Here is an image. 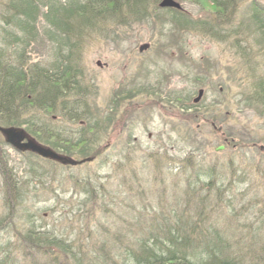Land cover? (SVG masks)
<instances>
[{
  "label": "rangeland",
  "instance_id": "rangeland-1",
  "mask_svg": "<svg viewBox=\"0 0 264 264\" xmlns=\"http://www.w3.org/2000/svg\"><path fill=\"white\" fill-rule=\"evenodd\" d=\"M19 1L15 5L22 7ZM38 1L35 21L38 36L23 55L29 63H41L42 67H52L68 55L77 67V72L72 71L74 85L83 82L91 86V93L84 98L86 103H79V119L67 116L63 107L52 115L47 114L48 118L50 115L58 118L52 127L65 130L62 136L48 138L32 129L27 116L14 126L24 128L35 140L50 145L62 155L77 161L89 160L69 167L51 161L32 166L26 163L29 154L11 148L0 135V155L2 160L5 157L6 167H14L21 180L31 181L25 191L26 204L18 214L21 220L17 221L14 212L11 227L16 229V225L26 219L24 215L32 204V209L40 213L38 223L51 229L49 232H59L69 239L74 236L76 227L86 224L94 229L108 226L112 237L113 230L120 226L121 215L126 213L123 205L129 206L132 202L135 210L145 205L144 220L153 222V216L173 208L176 202L184 203L185 181L181 182V177L183 180L185 177L177 176L176 171L171 174L168 169L180 165L187 152L193 151L197 156H193L196 159L193 162L199 161L198 157L217 161L219 182L228 186L223 198L225 206L235 207L236 225L254 232L257 224L249 225L254 220L250 218L251 209L246 206L247 199L252 200L254 193L258 195V202L264 199V94L257 96L260 91L252 95L257 92L255 83L264 82V14L246 6V0H238L237 11L228 10V5L221 9L223 19L212 11L215 4L223 1L222 5L225 0H173L181 9L166 6L147 11L142 10L141 2L137 5L141 10L128 11L129 16L120 28L62 35V40L55 41L50 39V35H56L51 32L55 30V17L44 15L49 12L51 3ZM149 1L157 6L161 0ZM261 1L264 4V0ZM19 17L22 21V15ZM73 20L79 21L78 18ZM5 28L7 31L0 28V49H5L6 43L11 41V34L24 35L21 31L24 27L14 21ZM46 29H49L48 34L43 32ZM213 29L220 32V39L214 38ZM31 39L29 37V41ZM145 43H149V47L139 52V45ZM14 47L8 46L9 60L5 61L18 67ZM66 97L69 106L71 101L78 100L71 91ZM159 100L164 108L157 111L154 105ZM163 110L170 112L165 115ZM178 111L183 116L173 119L174 112ZM212 120L225 130L227 143L213 131L209 123ZM217 145L224 148L215 151ZM154 152L164 153L161 160L169 157L161 170L153 168L152 159H146ZM230 159L234 160L232 166ZM121 161L125 173L117 170ZM75 168L79 179L68 177L69 169ZM100 168L96 173L107 180L99 182L94 173ZM132 172L136 173L135 177ZM88 173L91 182L86 180ZM2 182L0 176L1 193L5 195ZM91 184L97 192L86 196V187ZM33 188L47 194H40L36 201V197L30 195ZM105 192L113 197L109 198ZM1 198L0 195V220L9 210ZM2 203L8 209L4 210ZM207 211L215 213L213 207H208ZM93 214L100 218L99 227L97 223L95 227L92 225ZM228 215L223 218L217 214L216 217L224 224L232 214ZM262 220L264 217L260 218ZM67 231L70 232L67 234ZM236 233L238 247L245 256L250 252L247 231ZM256 237L258 241L259 236ZM49 240L50 236H45L40 242ZM126 241L132 246L138 238L129 235ZM3 245L4 238L0 237V247ZM35 252L38 251L32 248L33 256ZM15 257L10 264H28L20 258V251ZM63 258L60 256L59 260L65 264Z\"/></svg>",
  "mask_w": 264,
  "mask_h": 264
},
{
  "label": "trees",
  "instance_id": "trees-1",
  "mask_svg": "<svg viewBox=\"0 0 264 264\" xmlns=\"http://www.w3.org/2000/svg\"><path fill=\"white\" fill-rule=\"evenodd\" d=\"M17 1L4 0L3 2L0 0V28L6 30L5 27L12 25L14 21L25 29H21L24 32L23 36L11 34V41L6 43L5 49H0V125H18L22 123L20 118L27 116L26 121L32 125V129L38 130L48 138L55 139V137H58L57 135L62 136L63 133L52 127L55 122L52 120V113L56 112L59 107H63L67 116L79 119L77 117L81 113L79 103H86L84 98L86 99L89 95V88L79 81L74 85L75 80L72 78V71L73 73L77 72V67H75V63H71L72 60H69L68 55L53 63L52 67H42L41 63H29L28 58L23 54L26 52V47L36 41L38 36L35 21L39 11L37 4L39 1L20 0L19 2L23 3L22 7L15 5ZM232 1L239 2L238 0ZM48 2L51 3L49 12L44 15L49 17L51 14L52 18L55 17L53 22L55 30L51 32L56 35H50L52 37L50 39L55 41L56 39L58 41L62 40V35L101 32L112 27L120 28V26H124L123 24L127 20H125V17L129 16L128 11L141 10V7L137 6L141 2H143V11L159 9V2L157 6H153V1L149 0H48ZM216 2L219 1L216 0ZM222 2L220 1L219 5L215 4L213 14L221 15L223 13L221 9L228 5L229 0H225V4L221 5ZM122 10L126 13H121ZM20 15H22V21ZM109 16L113 17L114 22L112 24V19ZM75 18H78L79 21H74ZM108 22L110 24H107ZM48 30H43V32L48 34ZM211 33L216 37H220L217 31L212 30ZM29 37L32 38L30 41ZM9 45L15 46L13 49L15 53L12 55H17L18 67H12L5 61L8 59L7 48ZM19 48L20 52L18 53ZM255 84H257V92H252V95L261 91V94L257 96L263 97L264 82L261 80V82L257 81ZM70 91L72 96L78 97V100L71 101L72 105L69 106L66 94L69 95ZM48 113H51L49 118ZM149 156L154 159L155 166L159 167L160 158L164 157V153L154 152L153 155ZM190 158L191 156L187 155L176 168L177 173L183 176L189 172L192 175L189 182L193 185L187 184L190 192L192 190L195 193L189 196V205L185 202L186 216L184 217L179 213L178 208L182 204L176 202L173 208L168 209V213L159 215L160 224H157L156 230L144 235V239L138 243L137 247L120 245L123 253L121 256L123 263L120 262V264H264V221L260 222L253 232L255 235L260 233L259 240L257 241L255 236L251 237V242L248 240L250 252L247 251L244 256L238 245L232 244L229 238L211 227L212 225L209 223V219L211 221H214V219L213 216L208 214V207H213L215 213L219 211L225 214L227 209L231 211V205L227 204L225 206L224 204L225 187L228 186L220 184V177L216 173L219 169L216 165L213 166L214 164H211L210 160L209 163L204 160L203 163L200 162L203 166L201 169H195L193 162L187 168ZM166 159H169V157H166ZM6 162L5 157L2 160L0 155V165L3 166L0 167V176L3 179V191L5 192L3 201L5 206H9L5 218L0 220V225L3 222L10 223L14 212L15 218H19L20 208L27 201L25 191L31 182L19 181L20 176L16 175L17 170L14 167H6ZM168 171L172 174L173 169L169 167ZM1 191L2 185L0 184ZM34 192L30 194L31 197ZM225 198V201H227V197ZM188 209L192 214H186ZM257 215L258 217L259 215L264 217L263 208L258 209ZM30 216L31 214L24 215V217H28L27 224L29 226L21 234V238H24L27 244L35 247L39 254L47 257L51 263L63 264L58 259L60 256L64 257L65 264H68V262L79 264L77 257L80 260L86 259L85 263L87 264H109L108 261L112 262L114 260L112 253L115 252L114 246L116 244H114L115 242L111 237L107 238V243L105 241L99 244L95 242L92 246L90 241L87 244L83 241L82 245H78L76 249H73L74 246L70 242H66V239L59 232L54 234L47 229H41L43 232H36L33 224L29 223L31 221ZM226 216H223V218ZM154 223L155 221L147 224L145 229L152 228ZM39 228L41 227L39 226ZM239 228L236 230H239ZM84 230L86 228L81 227L80 235L84 234ZM247 232H251L250 228H247ZM120 234H118L119 238L124 236L122 232ZM45 236H50L49 242L41 243L40 240ZM51 244V247L56 250L50 249ZM203 248L204 250H202Z\"/></svg>",
  "mask_w": 264,
  "mask_h": 264
},
{
  "label": "water",
  "instance_id": "water-1",
  "mask_svg": "<svg viewBox=\"0 0 264 264\" xmlns=\"http://www.w3.org/2000/svg\"><path fill=\"white\" fill-rule=\"evenodd\" d=\"M161 6H174L177 7L178 4L173 0H162ZM0 132L4 136L5 141L10 143L12 146L20 149V150H31L40 156L47 157L50 159L57 160L61 163H69L75 164L76 161L60 155L48 147L41 146L37 142H35L32 138H30L22 129L13 128V127H0ZM26 139L25 142H22L23 139ZM221 147H218L220 149Z\"/></svg>",
  "mask_w": 264,
  "mask_h": 264
}]
</instances>
